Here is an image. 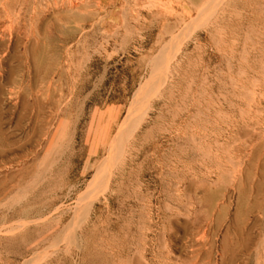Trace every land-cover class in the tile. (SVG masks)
Masks as SVG:
<instances>
[{
  "label": "rangeland",
  "instance_id": "rangeland-1",
  "mask_svg": "<svg viewBox=\"0 0 264 264\" xmlns=\"http://www.w3.org/2000/svg\"><path fill=\"white\" fill-rule=\"evenodd\" d=\"M263 161L264 0H0V264H264Z\"/></svg>",
  "mask_w": 264,
  "mask_h": 264
},
{
  "label": "bare ground",
  "instance_id": "bare-ground-1",
  "mask_svg": "<svg viewBox=\"0 0 264 264\" xmlns=\"http://www.w3.org/2000/svg\"><path fill=\"white\" fill-rule=\"evenodd\" d=\"M107 23H108V26L109 27H112V26H115V25H117V24H119V18H118V16H117V14H115V13H112L111 15H110V17L108 18V21H107ZM185 38V37H184ZM167 49V48H166ZM165 49V50H166ZM164 50V51H165ZM161 51V50H160ZM163 51V50H162ZM161 51V52H162ZM162 55V54H161ZM160 57V56H159ZM158 58V57H157ZM155 60V59H154ZM160 60V59H159ZM163 62H164V60H163ZM157 63V62H156ZM160 65V64H159ZM162 65V64H161ZM157 68V67H156ZM162 72H158V71H156V72H154L153 73V75H152V77H151V79L148 81V83L145 85V86H143L142 88H140V90L135 94V96H134V99H133V104L131 105L132 106V108H130L131 109V111L129 110V114L127 115V118H126V120H124V121H127V123H128V118H132L133 116L135 117V119H139L140 117H141V114L143 113V111H144V109H145V106H146V103H145V96L147 95V93H148V90H149V88H151L152 86H155V85H157L158 84V82H159V80H160V78H161V76H162ZM165 74V73H164ZM161 81V80H160ZM154 90V89H153ZM152 92V91H151ZM154 92V91H153ZM150 94V93H149ZM152 94H154V93H152ZM256 96V95H255ZM262 97V96H261ZM256 104H258V103H256ZM139 122V121H138ZM248 122V121H247ZM263 122V121H262ZM126 123V122H125ZM247 126V125H246ZM260 127V126H259ZM261 128V127H260ZM116 137V136H115ZM263 138V137H262ZM119 139V138H118ZM259 141H260V139H258ZM115 141H117V140H115ZM121 142H122V139L120 140ZM241 141V140H240ZM243 141V140H242ZM243 142H245V141H243ZM242 142V143H243ZM123 143V142H122ZM240 143V142H239ZM241 145H243V144H241ZM253 146V145H252ZM122 145L121 144H114V143H112L111 145H110V150H109V155H108V157H107V164L105 165V166H103V164L104 163H102L101 165H102V167H99L98 169H97V171H96V173H95V175L93 176V178L91 179V181L89 182V184H88V186H87V188H86V191H84L85 193H83L81 196H79V207H78V210H77V213H76V215H75V217L73 218V220H72V222H71V224H70V229H74L78 224H77V222L78 221H80L81 219H83L85 216H86V213H87V211H89L88 209L90 208V204H91V202L95 199V197H96V195L98 194V193H100V195L102 194L101 192L105 189V186H106V182H108V177L110 176V173H109V170H111L112 168L111 167H113L118 161H119V159L121 158V153H122ZM252 148V147H251ZM251 148L249 149L250 151L249 152H251L252 150H251ZM232 150V149H231ZM258 152V151H257ZM256 152V153H257ZM233 156V155H232ZM249 155H247L246 157H248ZM251 156V155H250ZM261 156H263V154L261 155ZM245 160V159H244ZM244 160H243V162H244ZM259 160V159H258ZM104 162V161H103ZM258 162V161H257ZM264 162V161H263ZM117 165H118V163H117ZM120 165V164H119ZM118 165V166H119ZM244 165V164H243ZM238 167V166H237ZM111 168V169H110ZM118 168V167H117ZM230 169H231V172H232V168L231 167H229ZM216 169H217V167H216ZM221 169V168H220ZM224 169V168H223ZM222 169V173H225L224 171L225 170H223ZM226 169V168H225ZM249 169V168H248ZM226 170H228V169H226ZM238 170V169H237ZM239 171V170H238ZM237 171V172H238ZM213 172V171H212ZM236 172V171H235ZM206 174V173H205ZM227 174H228V172H227ZM238 174V173H237ZM207 175V174H206ZM241 175H242V173H241ZM223 176V175H222ZM234 176H235V174H234ZM207 177V176H206ZM228 177V176H227ZM218 180H219V176H218ZM213 181V180H212ZM237 180L235 179V181H234V184H235V182H236ZM108 184V183H107ZM233 189H234V187H233ZM232 189V190H233ZM235 191V190H234ZM105 192V191H104ZM90 203V204H89ZM264 205V204H263ZM233 206V205H232ZM262 210H264V209H262ZM262 213H263V211H262ZM261 215H263V214H261ZM259 216V215H258ZM257 217V216H256ZM262 222V221H261ZM260 222V223H261ZM259 223V222H258ZM259 223V224H260ZM252 224V223H251ZM225 225V224H224ZM261 228V227H260ZM69 229V230H70ZM264 229V228H263ZM254 230H257V229H254ZM263 232V231H262ZM65 235V234H64ZM261 237H264V236H262L261 235ZM70 239V238H69ZM261 239V238H260ZM259 239V243H260V240ZM61 240H62V238H61ZM263 241V240H262ZM261 241V243H263ZM57 243V242H56ZM258 246H260V245H258ZM262 246V245H261ZM262 249H263V247H261ZM262 249H261V251H262ZM257 252V251H256ZM260 254V253H259ZM256 257V256H255ZM34 259H36V258H33V259H31L27 264H30V263H32V262H34ZM255 259V258H254Z\"/></svg>",
  "mask_w": 264,
  "mask_h": 264
},
{
  "label": "crops",
  "instance_id": "crops-1",
  "mask_svg": "<svg viewBox=\"0 0 264 264\" xmlns=\"http://www.w3.org/2000/svg\"><path fill=\"white\" fill-rule=\"evenodd\" d=\"M108 3V2H107Z\"/></svg>",
  "mask_w": 264,
  "mask_h": 264
}]
</instances>
